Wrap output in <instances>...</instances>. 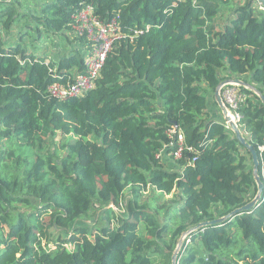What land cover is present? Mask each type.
<instances>
[{"label": "trees", "instance_id": "1", "mask_svg": "<svg viewBox=\"0 0 264 264\" xmlns=\"http://www.w3.org/2000/svg\"><path fill=\"white\" fill-rule=\"evenodd\" d=\"M87 6L123 37L95 89L61 101L50 88L84 72L81 50L54 60L7 40L25 21L86 47L72 28ZM0 25V264H172L184 234L226 217L191 233L177 264H264V193L230 216L257 196L252 156L210 109L226 80L264 95L256 0H0ZM240 89L264 184V105ZM151 190L173 196L163 218Z\"/></svg>", "mask_w": 264, "mask_h": 264}, {"label": "built area", "instance_id": "2", "mask_svg": "<svg viewBox=\"0 0 264 264\" xmlns=\"http://www.w3.org/2000/svg\"><path fill=\"white\" fill-rule=\"evenodd\" d=\"M257 5L261 11H264V8L258 2ZM72 29L75 37L84 38L88 44L84 51L85 70L83 73L77 74L73 82L66 84L56 83L51 86L50 92L52 96L61 101L84 96L95 89L108 54L123 37L116 19L107 22L101 21L95 15V10L91 6L83 8L74 16ZM240 90V87L236 84L226 85L222 89V97L226 107L232 120L237 124L240 120L237 109L245 98ZM225 125L229 129L228 123L225 122ZM178 140L179 144L176 157L182 155L184 147V138L182 135H179ZM262 150H264V146Z\"/></svg>", "mask_w": 264, "mask_h": 264}, {"label": "rangeland", "instance_id": "3", "mask_svg": "<svg viewBox=\"0 0 264 264\" xmlns=\"http://www.w3.org/2000/svg\"><path fill=\"white\" fill-rule=\"evenodd\" d=\"M25 23L26 22L23 21L21 22L20 26H16L13 28V31L7 40V43L10 42L12 44L8 46L20 44L29 53L35 55L36 57H47L54 60H58L59 58L68 55L71 50H80L79 45L81 44L78 43V46L76 48L77 42H74L73 35L71 36L69 34V40L65 39V41H62L60 38L54 36H50L48 38L44 35H40V33L35 30L34 26H28L27 24L25 25ZM5 38L6 36L2 32L0 34V39ZM63 139L64 137L59 135L57 142L60 141V143H62ZM54 149L55 146L53 148H50L51 151H54ZM32 156H34V154H32ZM172 198L173 196H164L160 193L153 192L151 190L146 193L144 199L147 200L150 204H152V207L155 208L154 210L157 212V215H159L160 218H163L165 212L168 210V205L171 203ZM104 218V210L96 209L92 215V219L89 218V221H99L102 223ZM52 249L54 250L55 247L52 246Z\"/></svg>", "mask_w": 264, "mask_h": 264}, {"label": "water", "instance_id": "4", "mask_svg": "<svg viewBox=\"0 0 264 264\" xmlns=\"http://www.w3.org/2000/svg\"><path fill=\"white\" fill-rule=\"evenodd\" d=\"M257 2L259 5H261L264 8V0H257ZM229 84H236L239 87H242V88H245V89L252 91L254 94H256L260 98L263 105H264V95L257 88H255L253 85L247 84L240 79L223 81L218 86V88L215 92V101L217 103L219 111H221L223 114L224 121L226 123H228L230 131H232L234 133L235 138L239 141L241 146L243 148L247 149L248 152L252 156V160H253V164H254L253 174H254V177H255V180H256V183L258 186V193H257L256 198L251 203H249L247 206H245L239 210H236L235 212H233L230 215V216H233V215H238L243 211L250 210L251 208H253L257 204V202H259L261 200V197L264 193V184L260 180V177L258 174L259 161H258L257 153H256L255 149L247 142L246 138L243 136L242 130L240 129L239 125L232 120V117L230 116L229 111H228L226 104L224 102V99L222 97L223 87L226 85H229ZM226 219H227V217L223 218V219L216 220L214 222L200 224L198 227H196V228L190 230L189 232H187L186 234H184L182 236V238L180 239L178 247H177V249L173 255L172 264H177L178 253H179V251L183 245V242L191 233H193V232H195V231H197L203 227H206V226L223 223Z\"/></svg>", "mask_w": 264, "mask_h": 264}, {"label": "crops", "instance_id": "5", "mask_svg": "<svg viewBox=\"0 0 264 264\" xmlns=\"http://www.w3.org/2000/svg\"><path fill=\"white\" fill-rule=\"evenodd\" d=\"M78 43H79V42L76 43V48H77V46H78ZM79 48H80L81 52L84 54L85 46L81 44V45H79ZM210 109H211V112H212V114H213V116H214L215 118L224 121L223 114H222L221 111H219V108H218L217 105L212 104V102H211V104H210ZM224 122H225V121H224ZM242 133H243V132H242Z\"/></svg>", "mask_w": 264, "mask_h": 264}]
</instances>
